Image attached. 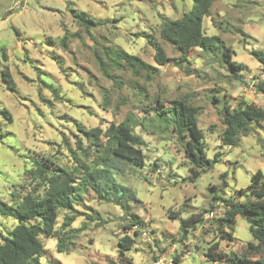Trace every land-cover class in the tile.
<instances>
[{"label":"rangeland","instance_id":"374dc122","mask_svg":"<svg viewBox=\"0 0 264 264\" xmlns=\"http://www.w3.org/2000/svg\"><path fill=\"white\" fill-rule=\"evenodd\" d=\"M191 7L192 0H0V200L10 202L15 186L27 190L20 187L31 180L27 168L35 158L70 165L64 141L76 148L83 136L76 124L106 130L130 119L144 140L145 164H120L122 171L111 175L127 190L123 203L145 224L149 237L139 233L127 259L153 264L161 255L168 264H174L175 256L180 264H214L204 256L214 243L219 242L223 254H241L255 241L242 216L236 219L231 242L218 239L214 220L224 214L223 199L239 198L238 192L249 186L254 174H264V125L240 137L236 147L223 145L220 104L213 102V96L220 94L232 108L243 102L264 108V95L246 85L248 76L264 74L252 54L264 53V0H219L204 18L206 34L220 37L235 52L233 60L245 65L239 75L220 62L222 48L218 56L201 48L191 51L187 64L191 73L177 66L178 54L161 39L160 29L164 20L178 19ZM71 9L89 14L99 25L86 30ZM65 35L67 47L60 42ZM156 44L172 60L166 66L155 62ZM111 49L134 55L159 71L135 74L131 68L118 67ZM4 66L17 85L13 93L1 82ZM157 99L165 109L184 99L198 107L208 158L222 154L220 162L195 181L189 179L191 165L184 145L159 118L162 108ZM214 197L217 203L211 209ZM205 209L208 223L181 241L182 221ZM75 211H61L57 224L58 234L64 233L71 242L69 250L59 253L57 240L45 239L42 264L51 258L62 264L119 262L118 240L134 237L121 206L90 191ZM171 211L179 215L171 218ZM72 214L76 220L62 229L65 217ZM0 224L11 228L16 223L0 216Z\"/></svg>","mask_w":264,"mask_h":264},{"label":"trees","instance_id":"16d2710c","mask_svg":"<svg viewBox=\"0 0 264 264\" xmlns=\"http://www.w3.org/2000/svg\"><path fill=\"white\" fill-rule=\"evenodd\" d=\"M217 1L219 0H192V7L182 17L164 20L162 23L161 39L178 54L177 66L184 68L188 73L192 72V69L187 66L191 63L189 55L197 48L213 54L222 48L221 55H216L228 71L239 75L245 69L244 64L233 60L235 52L232 48L226 47L220 37L209 36L204 31V18L210 15ZM71 13L76 22L88 31L99 25V22L87 13L75 9H71ZM214 23H216L215 20ZM68 40V35L60 39L63 47H67ZM154 48L155 62L158 66H166L172 61L162 46L156 44ZM109 53L114 57L118 67L131 68L135 74L142 71L156 74L159 71L158 68L127 52L111 49ZM252 54L264 68V53L254 51ZM4 57L6 59L5 55ZM104 73L114 79L106 71ZM241 77L244 78L242 74ZM1 82L9 92L16 91L17 85L8 66L2 69ZM256 90L264 95V79L256 86ZM213 102L220 104L219 114L223 125L220 139L225 146L236 147L240 137L264 125V108L248 102L232 108L220 94L213 96ZM155 103L162 108L158 115L163 124L166 123L165 127H170L185 147V155L191 165L190 180H197L202 174L212 169L214 164L220 162L221 153L215 154L213 160L207 156L204 131L197 118L198 107L185 99L170 102L168 109L160 105L159 99ZM2 114L10 119L6 110H2ZM76 129L83 135L76 142V148H71L69 142L64 141L70 157V165H60L53 158L45 157L43 160L35 158L27 168V176L31 180L20 187L27 190L21 192L18 191L19 187L15 186L11 192L10 202L0 200V216L16 223L11 228L0 224V264H42L41 259L47 253L45 239H56L58 252H67L71 242L67 241L64 233L59 235L57 232L60 213L61 211L76 212L75 205L82 201L84 194L90 191L97 194L101 200L114 201L116 205L121 206L125 211L123 220L128 221L130 227L145 226L138 216L129 212L128 206L123 203L127 190L118 185L111 175L113 171L115 173L122 171L120 164L136 167L145 164L146 155L142 149L144 140L134 132L132 121L129 119L119 124L112 123L106 130L100 127L86 129L81 124H76ZM238 193L237 199H223L225 211L221 218L214 220L215 231L219 234L218 239L231 242L236 219L242 216L249 223L255 241L249 243L241 254L236 252L223 254L219 251V242H217L207 249L204 256L207 261L214 264L225 261H231L234 264L238 261L264 264V174L258 171L252 176L249 186ZM215 203H217V197L213 198L211 209L215 208ZM207 213L205 209L182 221L181 241L199 225L205 227L207 219L204 217ZM178 215V212L169 213L171 218ZM75 220L76 216L73 214L66 216L62 229L70 228ZM124 229L131 228L124 226ZM138 235L139 232H134V237L126 235L119 239V262L112 261L108 264H134L125 254L135 247V238ZM48 264L62 263L51 258ZM174 264H180L178 256L174 257Z\"/></svg>","mask_w":264,"mask_h":264},{"label":"built area","instance_id":"2783aa9c","mask_svg":"<svg viewBox=\"0 0 264 264\" xmlns=\"http://www.w3.org/2000/svg\"><path fill=\"white\" fill-rule=\"evenodd\" d=\"M18 8V6H17ZM264 79V74L261 76H253L250 75L247 77L246 80V85H247V89L248 90H255L256 86L259 84V82L261 80ZM211 215L213 216V213H211ZM134 232H139L140 234H142L143 237L148 238L149 237V233L147 232V230L145 229V227H138V226H134ZM153 264H168L167 260L165 259V257L158 255L154 261Z\"/></svg>","mask_w":264,"mask_h":264}]
</instances>
